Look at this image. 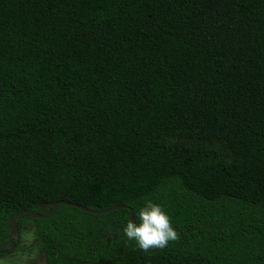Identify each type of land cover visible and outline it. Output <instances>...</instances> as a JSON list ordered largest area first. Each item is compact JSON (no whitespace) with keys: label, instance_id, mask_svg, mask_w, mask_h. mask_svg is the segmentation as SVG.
Wrapping results in <instances>:
<instances>
[{"label":"trees","instance_id":"16d2710c","mask_svg":"<svg viewBox=\"0 0 264 264\" xmlns=\"http://www.w3.org/2000/svg\"><path fill=\"white\" fill-rule=\"evenodd\" d=\"M56 201L128 208L20 216L47 264H264V0H0V251Z\"/></svg>","mask_w":264,"mask_h":264},{"label":"clouds","instance_id":"9594fccd","mask_svg":"<svg viewBox=\"0 0 264 264\" xmlns=\"http://www.w3.org/2000/svg\"><path fill=\"white\" fill-rule=\"evenodd\" d=\"M139 222L130 220L123 228V233L130 241H135L139 249L149 252L151 249H164L169 242L176 241L179 234L172 227V220L165 209L151 200L147 201L138 212ZM0 264H10L8 260H0ZM15 264H28L23 257Z\"/></svg>","mask_w":264,"mask_h":264},{"label":"water","instance_id":"95a60500","mask_svg":"<svg viewBox=\"0 0 264 264\" xmlns=\"http://www.w3.org/2000/svg\"><path fill=\"white\" fill-rule=\"evenodd\" d=\"M62 204L66 205L68 207H71V208L79 209V210H81V211H83L85 213H88V214L94 215V216L109 214V213H112V212H115V211H118V210H121V209L128 208L126 206H115V207H112V208H109V209L94 210V209H90V208L84 207L82 205H79V204H76V203H72V202H68V201H56V202H53V203H50V204H43L41 206V211H43L45 208H47L49 206L52 207L51 211L49 213H47V214L34 212V211H30V210L19 211L18 213H16L14 215V217L12 218V220L10 222V227H11L10 237L15 236L16 237V241L8 250L0 251V255H5V254L13 251L15 249V247L18 245V243L20 241V232H19V227H18L17 220H18V218L20 216L28 214V215L31 216L32 219H47V218H50L57 211V209L60 207V205H62ZM130 220H134L135 221L134 214H133L132 211L130 213Z\"/></svg>","mask_w":264,"mask_h":264},{"label":"rangeland","instance_id":"374dc122","mask_svg":"<svg viewBox=\"0 0 264 264\" xmlns=\"http://www.w3.org/2000/svg\"><path fill=\"white\" fill-rule=\"evenodd\" d=\"M100 223L107 225V221ZM20 244L13 254L0 255V260H8L10 264L23 257L28 258V264H47L42 247L37 238V232L31 221H27L20 236Z\"/></svg>","mask_w":264,"mask_h":264}]
</instances>
